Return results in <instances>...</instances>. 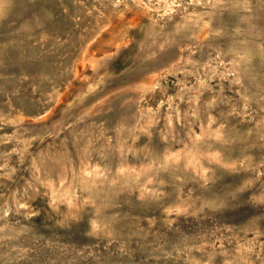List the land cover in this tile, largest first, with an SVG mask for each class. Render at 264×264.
<instances>
[{
    "label": "rangeland",
    "instance_id": "obj_1",
    "mask_svg": "<svg viewBox=\"0 0 264 264\" xmlns=\"http://www.w3.org/2000/svg\"><path fill=\"white\" fill-rule=\"evenodd\" d=\"M0 264H264V0H0Z\"/></svg>",
    "mask_w": 264,
    "mask_h": 264
}]
</instances>
